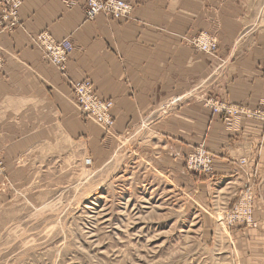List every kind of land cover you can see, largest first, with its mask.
<instances>
[{
    "label": "crops",
    "instance_id": "crops-1",
    "mask_svg": "<svg viewBox=\"0 0 264 264\" xmlns=\"http://www.w3.org/2000/svg\"><path fill=\"white\" fill-rule=\"evenodd\" d=\"M124 1L133 5L129 19L87 21V0H22L17 27L0 25V155L9 176L24 183L61 145L94 164L126 153L174 183L210 225L250 190L257 227L236 231H250L253 260L264 252V122L227 123L206 102L260 107L264 0ZM44 31L73 42L66 74L32 43ZM201 33L217 39L216 55L188 44ZM86 80L113 101L111 130L74 99V85ZM201 146L214 158L211 175L185 165Z\"/></svg>",
    "mask_w": 264,
    "mask_h": 264
},
{
    "label": "rangeland",
    "instance_id": "rangeland-1",
    "mask_svg": "<svg viewBox=\"0 0 264 264\" xmlns=\"http://www.w3.org/2000/svg\"><path fill=\"white\" fill-rule=\"evenodd\" d=\"M203 35L187 41L202 53ZM65 146L16 185L0 155V264H264V252L248 260L250 231H236L257 227L253 213L249 224L233 216L244 195L210 225L174 183L128 154L94 164ZM201 148L185 165L211 175L214 166L208 174L189 168Z\"/></svg>",
    "mask_w": 264,
    "mask_h": 264
},
{
    "label": "built area",
    "instance_id": "built-area-1",
    "mask_svg": "<svg viewBox=\"0 0 264 264\" xmlns=\"http://www.w3.org/2000/svg\"><path fill=\"white\" fill-rule=\"evenodd\" d=\"M22 0H0V25L5 30H14L19 24V10ZM133 12V5L124 0H87L85 8V19L94 21L98 16L104 15L110 19H129ZM200 49L206 54L213 55L217 51V41L211 36L200 37ZM32 42L43 53V58L53 64L61 73L66 74L67 64L70 55L75 50V46L70 39L57 40L48 31L32 37ZM3 56L0 53V66L3 64ZM72 95L80 105L84 114L97 119L106 128L114 125L112 109L114 103L111 100L102 99L93 83L89 80L76 83L73 87ZM207 106L215 115H222L227 123L240 121L242 118L260 120L264 122V99L260 107L256 110L246 106H240L225 102L210 101ZM204 148L189 158L188 165L191 170L199 174H208L213 171L214 158ZM91 165L90 160L86 161ZM240 207L236 209L234 218L248 219V224L252 219L253 195L250 190L243 194Z\"/></svg>",
    "mask_w": 264,
    "mask_h": 264
},
{
    "label": "bare ground",
    "instance_id": "bare-ground-1",
    "mask_svg": "<svg viewBox=\"0 0 264 264\" xmlns=\"http://www.w3.org/2000/svg\"><path fill=\"white\" fill-rule=\"evenodd\" d=\"M135 206V205H134Z\"/></svg>",
    "mask_w": 264,
    "mask_h": 264
}]
</instances>
